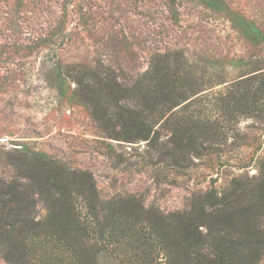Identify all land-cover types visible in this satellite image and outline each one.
Wrapping results in <instances>:
<instances>
[{"label": "rangeland", "instance_id": "374dc122", "mask_svg": "<svg viewBox=\"0 0 264 264\" xmlns=\"http://www.w3.org/2000/svg\"><path fill=\"white\" fill-rule=\"evenodd\" d=\"M172 52L189 63L194 75L188 77L201 91L153 129L160 143L175 125L198 135L201 152L184 166L171 165L145 140L109 137L76 83L110 72L129 86L154 56ZM259 73L264 0H0V181L16 178L14 156L37 153L88 171L103 199L132 195L163 212L184 210L193 194L220 192L233 178L258 174L264 160ZM46 214L37 201V218ZM23 233L19 227L10 233L25 254L22 264H67L58 245L24 240ZM105 236L108 247L92 264H137L129 257L133 248L125 255ZM2 237L0 264H14L5 258L10 239Z\"/></svg>", "mask_w": 264, "mask_h": 264}, {"label": "trees", "instance_id": "16d2710c", "mask_svg": "<svg viewBox=\"0 0 264 264\" xmlns=\"http://www.w3.org/2000/svg\"><path fill=\"white\" fill-rule=\"evenodd\" d=\"M188 75H194L189 63L172 52L154 56L149 68L129 86L110 72L76 83L79 96L109 137L145 140L171 165L184 166L191 154L201 152L198 135L189 125H175L169 139L160 143L153 124L168 113L175 115V107L186 105L201 91ZM257 76L264 80V73ZM235 96L228 98L238 102L239 92ZM12 160L16 178L0 181V240L10 239L5 258L11 263L25 260L19 246L11 242L16 227L24 232V240L39 237L58 245L67 264H92L96 254L108 247L105 235L115 250L124 253L125 248H133L129 257L137 264L264 261V160L252 179L233 178L222 191L193 194L186 209L169 212L144 206L132 195L103 199L88 171L69 169L37 153L23 152ZM37 201L46 209L43 219L35 215ZM84 254L92 259L86 261Z\"/></svg>", "mask_w": 264, "mask_h": 264}]
</instances>
